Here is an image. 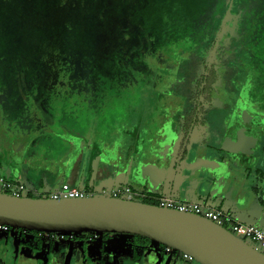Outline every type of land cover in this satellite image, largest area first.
I'll return each mask as SVG.
<instances>
[{
  "label": "trees",
  "instance_id": "1",
  "mask_svg": "<svg viewBox=\"0 0 264 264\" xmlns=\"http://www.w3.org/2000/svg\"><path fill=\"white\" fill-rule=\"evenodd\" d=\"M228 6L227 0H0V98L19 114L10 126L25 130L42 111L61 129L84 130L79 139L91 137L97 118L122 102L127 109L137 104L149 69L143 55L134 54L133 38L162 51L192 48ZM78 235L85 247L89 233Z\"/></svg>",
  "mask_w": 264,
  "mask_h": 264
},
{
  "label": "flooded vegetation",
  "instance_id": "2",
  "mask_svg": "<svg viewBox=\"0 0 264 264\" xmlns=\"http://www.w3.org/2000/svg\"><path fill=\"white\" fill-rule=\"evenodd\" d=\"M229 11L231 10L228 6V9L226 8L225 11L218 16L211 31L203 40L195 43L192 48L177 49L175 51H162L155 48L154 42H152L151 45H147L148 43L146 40L141 41L145 42L144 45L146 48L152 47V49L156 51L153 62L150 57L146 55V52L140 51V54L143 55V58L148 65L149 73H147L144 85L139 91H143V88L148 85V87L156 93L152 95V97L144 100L143 103L145 105L143 104V106H145L146 109L148 108L147 106L149 102L153 103L149 108H152L154 111L157 110V106H159L160 103L163 104L162 107L164 106V110L159 113L157 118L153 116L146 121L147 125L148 123L152 124L157 120L158 122H162L163 126L170 122H175L177 124H182L184 127L186 119H189V116L193 115L191 127H194V125H197L198 123H202L208 129V133H213L215 136L218 134V131L216 130L218 127L217 123L222 126L218 130L224 129V131H222L223 133L221 132L223 135H234L235 139L238 138L240 140L244 134L252 132V142L254 147L250 148V150L254 154V158H256L255 151L259 148L261 140L264 139V106L259 105L256 101L249 100L250 98L248 99L247 95L242 94V87L237 84L238 81L234 82V79H242L243 77L238 78L237 76L239 74L248 76L249 72L244 69H239L235 64V59L227 57V55L223 54L220 50L219 39L222 34L221 28ZM220 17H223L224 20L221 21ZM219 23L220 25L218 26ZM216 28H218L219 33L215 36ZM203 48L207 49L209 56L201 61L204 62V71L200 76H196L194 65L200 61L191 58L194 54H200ZM165 55L169 57H166ZM224 59L226 61H224ZM215 60H217V62ZM167 63L171 64L170 67H166ZM179 71L182 72L179 74ZM186 71L189 73H187V81L186 84H184L178 79V77L179 75H183ZM228 79H231L232 84H229L224 89V82ZM181 85H185V94L176 95L171 93L168 101H163L161 99L160 95L162 92L166 93L169 91L168 89H165L166 87L171 86L179 89ZM227 88L229 91H226ZM161 89H163V91ZM143 94L146 96L145 92H143ZM3 101L4 100L2 99L0 104ZM140 105L142 104L139 103L138 107H140ZM134 108L135 105L129 107L130 111L135 110ZM219 110L228 113L225 116L222 115L220 121H216L214 111L219 112ZM8 127L9 125L3 123L0 111V140L3 142V145L7 144L10 145V147H13L15 146L13 141L15 142V139L17 138L21 139L23 143L26 142L23 139V136H13L14 134L12 132L10 133L11 130L8 129ZM189 133L190 131L187 133L182 131L181 135H178L179 138L182 137V145L180 146L176 157L181 155L185 142L188 141L187 145L190 142L191 136L188 139ZM67 143L69 144V147L65 152V157L68 158L70 163L73 162L77 169H80L86 156L91 157L89 156L91 155L90 153H93L94 151L96 153L100 150V147L94 146L90 138L81 141L70 137ZM139 143L146 149V151L149 149L144 147L148 144L146 143L145 138H142ZM81 144L84 147L82 150L80 149ZM86 148H88L87 151L85 150ZM186 149H188V146L184 149V155ZM164 150L165 148L157 153V155L164 154ZM145 152L143 149L142 153ZM148 154L151 155L152 152L149 151ZM109 157H111V154L108 152L105 153L102 162L108 161L110 159ZM170 159L171 158L167 157V160L165 161L166 164L169 163ZM93 185L98 184L92 183L91 185H85V188ZM0 232L6 233L4 235H10L12 230L10 227L7 231ZM15 235L16 240L21 241V243H23L24 240L26 246L31 247L34 250L44 251L45 254H47V259L44 261L43 258H37L38 254H36L35 257H30L23 251H16L15 246L14 252H12L10 246L14 245L12 243H8V245H5L4 247L0 244V250L3 249L5 252L7 251V257L9 259L12 258V264H50L52 256H58L64 249L69 250V253L79 261L82 260V255L79 253V249L88 252L87 254H89L91 261L86 260L85 263L81 262L79 264H192L193 262V259H187L184 255L180 258L175 251L164 245L155 242L154 245L152 244L153 241L140 240L133 237L127 240L126 244H128V247L126 248V251H123L109 242L111 237L105 238L103 235H98L96 233H89V235L86 236L85 247H82L83 239L79 235L61 236V234L58 233L39 232L37 236L38 238H36L35 234L30 233L29 231L27 232V230H24V232H16ZM38 241H40V243ZM97 242L102 246L100 254L92 253L90 251L91 246ZM169 253H171V255L166 256ZM44 258H46L45 255ZM110 260L112 263H110Z\"/></svg>",
  "mask_w": 264,
  "mask_h": 264
},
{
  "label": "crops",
  "instance_id": "3",
  "mask_svg": "<svg viewBox=\"0 0 264 264\" xmlns=\"http://www.w3.org/2000/svg\"><path fill=\"white\" fill-rule=\"evenodd\" d=\"M131 112H135V110H131ZM141 112H135L137 119L134 120V124L131 122L128 125L130 127L131 137H129L125 148L113 155L111 152L105 151L106 149L104 147H101L98 152L95 153L94 151L90 153L91 155L89 156L91 157H85L80 169H77L73 162L70 163L68 161L65 153L54 156L46 151V153L38 155L36 150H29V154L26 155L27 153L23 154L26 142L23 143L21 139H15V142L13 141L15 146L13 147L7 144L3 145V142L0 140V162L3 160H11L12 158H19V167L22 170L26 168V172L21 170L18 175L8 171L7 175L6 171H4L6 169L0 165V176L26 184L32 191L50 192L54 191L62 183L85 187V185H91L92 183L101 184L103 181H106V184L114 186L116 179L121 175H125L123 183L128 182L130 184L132 182L140 189L141 194L153 196L159 201V199L169 194L176 162L173 159V164L168 170L165 162L167 157H164L166 149L163 152L164 154L157 155V153L164 149L161 147L162 143H165L166 139L174 133L176 135L174 151L177 154L182 145V137L179 138L178 135L180 136L182 131H185V126L183 127L182 124L175 122H170L163 126L162 122L158 121L152 124L148 123L147 125L146 121L154 116L153 114H149L153 110L146 114L144 120L140 123L139 117ZM141 125L148 127L142 130ZM221 127V125H218L216 129L218 134L216 136L213 133H210V135L208 129L202 123H198L189 129V131L192 129V134L190 135L191 140L187 145L188 149H186V153L182 158L183 162L174 179L171 197L176 200L205 204V206L210 205L214 209L229 212L233 216H238V218L240 216L253 222L254 219L258 222H264V212H260L259 210L254 216V210H252L254 208L252 204V200L254 199V193L252 191L254 189V181L248 184L250 177L248 171L251 166L245 164L248 158L252 156L254 158L250 149L246 153V156L243 155L241 161L243 170L240 169L238 172L240 175L233 173L235 175L233 178L238 181L242 180V182L235 184L230 192L214 189L212 183L209 181L211 177L219 174L220 171L223 172L224 170V173H226L228 160L225 162L226 156L224 155L223 149L225 142L227 140H232L234 144H239L240 142L238 138L235 139L234 135H223L222 131L224 129L218 130ZM140 130L142 131L140 132ZM142 138H145L146 143H148V147L144 146L149 148L147 149L148 152L139 143ZM90 140L93 142V139ZM193 147L196 148L195 153H197L192 156L190 149H193ZM83 148L81 144L80 149L82 150ZM143 149L144 152L146 151L145 153H142ZM85 150L87 151L88 148ZM149 151L152 152L151 155L148 154ZM107 152L111 154L108 162L117 166L112 173L103 170L102 161ZM250 160L252 161V158ZM131 162L133 164L132 168L129 167ZM190 164L196 170L189 171L185 175L183 169ZM197 167H202L201 174L197 172ZM241 171H245L246 173L244 174ZM68 179L72 181L69 182ZM186 179L187 182L184 183ZM15 234L12 235L10 233V235L0 236V244L3 247L5 245L7 246L8 243L13 244L12 239L15 238ZM10 246L12 252H14V245Z\"/></svg>",
  "mask_w": 264,
  "mask_h": 264
},
{
  "label": "water",
  "instance_id": "4",
  "mask_svg": "<svg viewBox=\"0 0 264 264\" xmlns=\"http://www.w3.org/2000/svg\"><path fill=\"white\" fill-rule=\"evenodd\" d=\"M191 132L190 130L188 139ZM249 138L251 141L247 143ZM240 141L238 147L236 146L239 152L237 149L224 146V155L229 166L226 167V173L223 170L210 178L214 189L230 192L234 185L238 184L239 181L236 182L233 173L240 175L238 172L242 169L241 161L244 155L240 150L244 144L249 148L254 147L252 132L244 134ZM175 142L176 135L172 133L161 146L166 149L164 157L171 158L167 164L168 170L173 164V159L176 162L167 197H171L174 179L183 162L184 149L188 141L185 142L179 157H176L174 151ZM195 150L194 147L190 149L192 156L197 153ZM19 160V158L3 160L0 165L8 172L18 175L22 170L18 165ZM132 165L131 162L129 167L132 168ZM193 170L196 169L191 164L183 169L185 175ZM197 172L201 174L202 167H197ZM122 184L129 185L128 182ZM0 224L14 229L65 235L81 233L139 235L187 254L199 264H264V252L205 217L109 196L52 199L29 197L28 194L16 197L0 191Z\"/></svg>",
  "mask_w": 264,
  "mask_h": 264
},
{
  "label": "rangeland",
  "instance_id": "5",
  "mask_svg": "<svg viewBox=\"0 0 264 264\" xmlns=\"http://www.w3.org/2000/svg\"><path fill=\"white\" fill-rule=\"evenodd\" d=\"M227 5H229V9L231 11L228 12L226 20L223 19V17H220V20H224L221 28V36H220V50L223 54L227 55V57H232L235 60V64L239 69H244L249 72L248 76H243L242 74H239L237 77L242 79H234V82L238 81L237 84L242 87V94L247 95L249 100H253L258 102L259 105L264 106V67L262 68L259 64H262L264 62V0H227ZM228 9V8H227ZM220 21V23H221ZM218 24V26L220 25ZM219 31L218 28H216L215 36L218 35ZM214 36V37H215ZM145 41V40H143ZM132 48L134 50V54L137 56L140 54V51L146 52V55L150 57V59H155V51L152 47L146 48L144 45L145 42H141L139 39H132L131 42ZM143 45V46H142ZM209 50V49H208ZM166 56V55H165ZM209 53L207 49L202 50L200 54H194L191 59L199 60L200 62L196 63L194 66L195 68V75L200 76L202 72L204 71V62H201L205 58H208ZM169 57V56H166ZM217 62V60H215ZM224 61H226L224 59ZM170 63L166 64V67H170ZM153 69V66H152ZM182 71H179V74ZM187 73L188 71L184 72L183 75H179L178 79L186 84V79L188 77ZM164 77V75H163ZM233 82V81H232ZM233 82V83H234ZM229 84L231 83V79H228L224 82L223 88L225 89ZM185 85L179 87V89H176L175 87H166L165 89H168L169 91L160 95L161 99L164 101H168L169 95L176 94L181 95L185 94L186 91L184 90ZM163 91V89H161ZM155 91V90H154ZM158 91V90H157ZM226 91H229L227 88ZM143 92L146 93V96H144ZM154 93L150 87L145 86L143 88V91H140L137 98V105L135 104V112H141L140 115V123L142 120H144L145 115L151 112L152 108H149L153 105V103L148 104V108L146 109L145 106H143L144 100L152 97ZM246 97V96H245ZM4 101L0 104L1 108V117L3 120V123L6 125H9L8 129H10V133H15L18 129L23 130L24 133H26V137L23 139L26 141V147L23 150V154L27 153L29 154V150H36L38 155L46 153V151L50 152L51 155L58 156L65 153V151L68 150L69 144L67 143L68 139L70 137H73V139L81 140L79 139L84 134V130H82L80 127H77V130H73L75 128H72L70 124H67L66 126L68 129H61L58 127L59 125L55 123L54 118H51L49 114L44 113L42 111L35 114V117L37 118L38 123L32 121L30 126H27V128L24 130L23 127H17V130L10 126V123L12 122V119H14V116L19 115L18 113H13V107L11 100H6L5 97L2 98ZM160 99V98H159ZM134 101V100H133ZM139 103L142 105L139 106ZM145 105V104H144ZM163 104L160 103L159 106H157V110H153L152 113L154 117H158L159 113L164 110ZM130 109H127L126 103L122 102L120 103L119 107H115L112 112L104 117L103 119L97 118L93 125L89 128L90 130V139H93V144L95 147H104L108 152H111L113 155L118 153V151H121L123 148H125L127 141L129 140V137H131L130 134V127L128 126L131 122L134 124V120L137 119V115L135 112L129 111ZM240 110V109H238ZM228 113V112H227ZM225 111H214V115L216 117V121H220L222 119V115L225 116L227 114ZM230 113V112H229ZM150 115V116H151ZM102 118V117H101ZM106 118V119H105ZM105 119V120H104ZM157 120L154 121V123ZM219 125V123H217ZM70 125V126H69ZM66 127V128H67ZM142 130L145 127L148 126H142ZM140 130V132L142 131ZM87 134V133H86ZM15 136V135H13ZM77 137V138H76ZM82 141V140H81ZM92 141V140H91ZM251 138H249L246 142H250ZM241 142V141H240ZM239 142V143H240ZM229 147V149H237L239 152V149L237 144H234L232 140H227L225 142L224 146ZM261 148V149H260ZM250 148L246 144H244L241 152L244 153V156H246V152ZM264 139L261 140L259 144V148L255 151L256 158H248L245 162L248 166H251L249 169L250 177H249V183H252L254 181V189L252 190L254 193V199L252 200L253 209L254 210V216L257 214V211L260 210V212H264ZM246 152H245V151ZM254 155V154H253ZM227 158V157H226ZM254 159V160H253ZM225 162H227V159H225ZM103 170L106 172L112 173L116 169V165L109 163L108 161L102 162ZM6 174L8 175L7 170ZM22 171L26 172V168H24ZM125 175H121L116 179V182H114V185H121L123 183V180ZM68 181H72L71 179H68ZM251 181V182H250ZM236 182H238L236 180ZM239 182H242V180H239ZM238 182V183H239ZM100 184V183H99ZM101 184H106V181H103ZM108 185V184H106ZM134 189V201H149L152 203H155L156 198L150 197L147 195H143L140 193V189L137 188L132 182L129 184ZM57 189V188H55ZM52 192V191H50ZM32 195L39 197L42 195L43 197H46L49 194V191H36L33 190ZM49 196V195H48ZM145 196V197H144ZM205 205V204H202ZM208 207L213 208L212 206L208 205ZM214 209V208H213ZM234 218L243 223V224H254V225H261L264 228V222L254 219L253 221H250L249 219H244L239 216ZM230 231L231 228L227 227ZM4 232H0V236H5ZM12 235L15 234L14 230H12ZM13 240V244L15 246L16 251L20 250L26 253V255H29L30 257H35L36 254H38L37 258H43L45 261L47 259V254H45L42 250H34L31 247L26 246L23 240V243L21 241ZM131 236L126 234H113L110 243L114 245L116 248H120L123 251H126V248L128 247V244H126L127 240H129ZM246 240V242L249 243V240ZM152 244L155 245L154 242ZM153 246V245H152ZM101 245L99 242L94 243L90 251L92 253L100 254L101 252ZM154 247V246H153ZM79 253L82 255V260L79 261L78 259H75L71 253H69V250H62V252L59 253L57 256H52L50 259V264H79L81 262L85 263L86 260L91 261L88 252H84L81 249H79ZM174 251V250H173ZM178 256L181 258L183 256L182 253L175 251ZM264 252V249L262 250ZM16 254V253H15ZM7 251L1 249L0 250V264H11V259L7 257ZM44 255L46 258H44ZM171 253L167 254L166 256H170ZM39 258V259H40ZM110 263L112 261L110 260ZM36 264V263H33ZM192 264H199L198 262L194 261Z\"/></svg>",
  "mask_w": 264,
  "mask_h": 264
},
{
  "label": "built area",
  "instance_id": "6",
  "mask_svg": "<svg viewBox=\"0 0 264 264\" xmlns=\"http://www.w3.org/2000/svg\"><path fill=\"white\" fill-rule=\"evenodd\" d=\"M0 191L16 197H21L32 192V190H30L26 184L16 182L4 176H0ZM134 194V189L128 184L114 186L98 184L85 188L80 186H72L68 183H62L57 189L49 192L50 198L52 199L109 196L114 198H122L129 201L134 200ZM157 206L175 209L181 212L194 213L205 217L225 228L229 226L232 230L231 232L236 236L249 240V242L260 251L264 249V228L257 225L243 224L237 221L229 212L213 209L200 203L176 200L167 196L159 199ZM9 228L10 227L7 225L0 224V231H7ZM64 235L65 234H61V236ZM72 235L75 234L68 236ZM183 255L187 259H192V257L188 256L187 254Z\"/></svg>",
  "mask_w": 264,
  "mask_h": 264
}]
</instances>
